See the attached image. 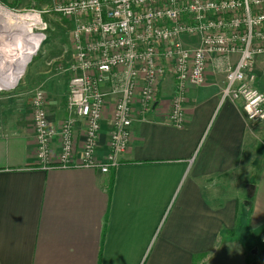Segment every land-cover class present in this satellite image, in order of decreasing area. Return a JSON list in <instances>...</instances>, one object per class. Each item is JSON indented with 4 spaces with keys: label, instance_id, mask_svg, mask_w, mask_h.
<instances>
[{
    "label": "crops",
    "instance_id": "0c3cea01",
    "mask_svg": "<svg viewBox=\"0 0 264 264\" xmlns=\"http://www.w3.org/2000/svg\"><path fill=\"white\" fill-rule=\"evenodd\" d=\"M31 53L0 78V264H264V121L247 120L240 100L221 101L225 73L216 56L205 82L187 85L184 126L168 121L167 76L154 109L141 117L134 105L127 147L101 172L35 166L31 92L43 88L47 119L58 127L68 115V81L59 67L49 73L30 62L18 84ZM249 73L264 90V53ZM111 109L112 100L101 122V159ZM83 137L80 123L77 156ZM50 146L55 160L58 140ZM247 184L255 186L249 201Z\"/></svg>",
    "mask_w": 264,
    "mask_h": 264
},
{
    "label": "built area",
    "instance_id": "2783aa9c",
    "mask_svg": "<svg viewBox=\"0 0 264 264\" xmlns=\"http://www.w3.org/2000/svg\"><path fill=\"white\" fill-rule=\"evenodd\" d=\"M58 11L79 16L69 34L73 56L66 68V100L73 118L53 127L43 89L32 90L38 168L109 171L127 147L134 105L141 117L154 109L167 75L173 80L168 121L182 128L187 85L205 82L210 56L223 64L229 55H238L227 67L221 101L240 100L247 120L264 121V90L254 87L248 74L255 57L264 53V0H72ZM182 36L196 43H185ZM110 100L107 152L101 159L96 152ZM76 120H82L84 136L78 156L73 140ZM54 138L59 143L55 160L50 146Z\"/></svg>",
    "mask_w": 264,
    "mask_h": 264
},
{
    "label": "rangeland",
    "instance_id": "374dc122",
    "mask_svg": "<svg viewBox=\"0 0 264 264\" xmlns=\"http://www.w3.org/2000/svg\"><path fill=\"white\" fill-rule=\"evenodd\" d=\"M69 1H72V0H0V7L7 9V11H10L11 13L16 14V15L25 14V15H29L30 17L34 16L36 18L35 20H32V21L31 20L25 21L26 22L25 24L27 25V27L21 21V23L24 26L23 27L24 30L25 31L28 29L30 30V35L28 37L27 46L31 48L32 53L29 59L25 62V64L22 67V74L19 77V80L17 82L18 84L21 81V77L23 76V73L25 71V68H26L25 65H27V63L29 64L30 62L32 63L39 62V63L46 64L48 70L50 71L49 73L51 72L55 73V71H57V68L59 67V69H61L60 70L62 73L61 75H63L64 80L65 81L69 80V74H68V71H66V68L68 67L72 59V56H73V48H72L69 34L71 31V28L74 26V23L76 24V21L79 20V16L76 14L65 15V14H62V12L58 11L60 6L65 5ZM33 22H35V24ZM21 23L18 22V26L21 25ZM30 24H33V25L28 26ZM4 37L5 35L2 37L3 39L0 38L1 59L5 57L4 51L7 49V47L5 46H8L9 44L8 41L4 42L5 41ZM231 55H229L228 61L223 63V69H224L225 76L227 73V67L234 65V63L236 62L235 61L233 64L230 63ZM237 58H238V55H237ZM251 84L254 87H257L255 86L252 80H251ZM40 88L43 89L42 87ZM44 94L46 96V102H47L46 108H47L48 98H47L45 91H44ZM66 98H67V92H66ZM65 102H66V108L68 111V115L65 119L73 118L71 114V110L68 108L67 100ZM30 109H31V116H32L31 106H30ZM46 113H47V109H46ZM65 119H63V121ZM79 122L83 126L82 120H76V126L74 127V129L80 126ZM48 123L50 122L48 121ZM110 123H111V120H109V125Z\"/></svg>",
    "mask_w": 264,
    "mask_h": 264
},
{
    "label": "bare ground",
    "instance_id": "6f19581e",
    "mask_svg": "<svg viewBox=\"0 0 264 264\" xmlns=\"http://www.w3.org/2000/svg\"><path fill=\"white\" fill-rule=\"evenodd\" d=\"M35 19L36 18L34 16L30 17L29 15L25 14L16 15L11 13L10 11H7V9L0 7V38L5 35L4 42H9L8 46H5L7 47V49L4 51L5 57L1 59L0 54V78H7L9 77V74L12 75V71L17 68L27 52L30 30L28 29L25 31L21 21L25 24V21H32ZM18 22L21 23V25L18 26ZM33 23L35 24V22ZM31 25L33 24H30L28 26ZM21 74L22 71L18 75L16 81H18Z\"/></svg>",
    "mask_w": 264,
    "mask_h": 264
},
{
    "label": "water",
    "instance_id": "95a60500",
    "mask_svg": "<svg viewBox=\"0 0 264 264\" xmlns=\"http://www.w3.org/2000/svg\"><path fill=\"white\" fill-rule=\"evenodd\" d=\"M245 189H246V198L247 201H249L253 196L255 186L253 184H247L245 186Z\"/></svg>",
    "mask_w": 264,
    "mask_h": 264
}]
</instances>
